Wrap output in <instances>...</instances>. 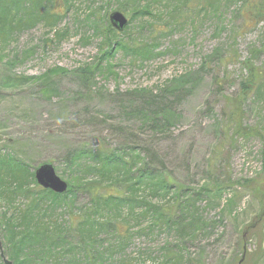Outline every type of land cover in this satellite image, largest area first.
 Masks as SVG:
<instances>
[{
    "label": "rangeland",
    "instance_id": "rangeland-1",
    "mask_svg": "<svg viewBox=\"0 0 264 264\" xmlns=\"http://www.w3.org/2000/svg\"><path fill=\"white\" fill-rule=\"evenodd\" d=\"M248 1L155 0L152 16L132 20V5L119 9L124 0H72L60 22L43 21L0 42V153L22 159L32 171L52 164L74 185L66 162L72 151L136 148L142 158L154 152L176 186L201 193L197 207L214 227L208 237L181 244L175 229L149 230L153 216H137L143 212L137 209L127 260L160 263L171 244L192 261L236 264L243 245L246 264H264V217L256 222L263 203L256 192L237 186L255 181L264 190V145L226 126L236 99L245 95L240 88L248 77L246 63L264 73V21L249 22ZM119 10L130 21L123 33L109 22ZM139 45L150 46L151 56H135L132 47ZM81 69L91 71L88 83L76 73ZM45 76L52 79L51 95L42 84ZM166 89H180L182 98L163 101L172 105L160 119L172 126L156 132L139 114L153 110L141 96H160ZM243 106L245 129L264 131V86ZM72 199L73 211L89 202L85 193ZM22 203L17 197L16 205ZM5 209L0 204V215ZM0 242L3 247L1 230Z\"/></svg>",
    "mask_w": 264,
    "mask_h": 264
},
{
    "label": "trees",
    "instance_id": "trees-1",
    "mask_svg": "<svg viewBox=\"0 0 264 264\" xmlns=\"http://www.w3.org/2000/svg\"><path fill=\"white\" fill-rule=\"evenodd\" d=\"M63 1L0 0V42L6 43L12 36L43 21L48 25L60 22L64 17V5H69L72 0ZM124 1L125 5L120 4L119 9L127 11L132 5L135 11L132 20L152 16L149 9L155 0ZM247 4L249 22L264 21V0H250ZM262 50L264 54V47ZM132 53L143 58L152 54L147 45L132 47ZM249 62L246 63L247 80L242 81L240 88L244 98L241 95L236 99V112L227 118L226 126L228 131L238 136L259 138L264 145V131L244 127L243 105L249 97L260 94L264 86V73ZM76 73L84 83L90 80L89 69ZM16 80L14 77L13 81ZM51 82L47 76L42 79L49 95L53 93ZM161 92L160 96H141L151 103L153 110L150 113L139 111L144 119H148L146 123L150 129L156 132L166 131L172 126L167 118L160 119V115L170 112L172 105H164L163 101L174 97L176 102H181L182 98L180 89ZM66 162L75 184L68 185L66 193L56 194L37 184L36 169L32 171L16 156L0 153V204L6 205L5 212L0 215V230L5 240L4 253L14 264H132L126 258V251L136 234L130 226L131 220L138 221L148 215L153 216L149 230L159 228L168 232L175 229L179 235L176 241L181 244L208 237V229L214 227L197 207V197L201 193L193 194L187 192V187L176 186L163 161L154 152L149 158H142L136 148H82L68 153ZM237 186L256 192L257 199L263 203L256 218L258 222L264 217V190L255 181L249 185L238 182ZM205 191L207 189L202 190ZM78 193L87 194L89 202L73 211L72 197ZM17 197L23 199L22 204L16 205ZM168 197L170 199L166 200ZM234 204L230 200L228 206L233 207ZM137 209L143 211L137 215L140 217L134 215ZM59 211L64 213L58 214ZM103 212L112 215L104 217ZM253 225L244 230L243 242ZM144 232L142 229L141 233ZM170 245L162 250L164 256L157 264H203L201 257L194 261L186 259L183 248L176 246L174 249ZM247 252L242 245L241 257L236 264L243 257L242 264H246ZM0 264H4L1 256Z\"/></svg>",
    "mask_w": 264,
    "mask_h": 264
},
{
    "label": "water",
    "instance_id": "water-1",
    "mask_svg": "<svg viewBox=\"0 0 264 264\" xmlns=\"http://www.w3.org/2000/svg\"><path fill=\"white\" fill-rule=\"evenodd\" d=\"M109 21L112 28L119 33H123L129 26L128 18L120 11L111 13ZM35 180L40 187L56 194H64L68 190V184L57 175L52 164H43L39 166L35 171ZM0 256L4 264H13L6 258L1 242ZM244 259L245 257L242 258L239 264H242Z\"/></svg>",
    "mask_w": 264,
    "mask_h": 264
}]
</instances>
